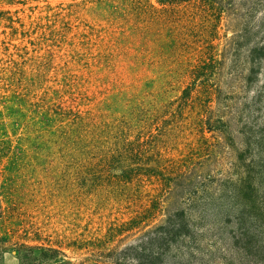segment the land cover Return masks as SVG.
<instances>
[{
  "label": "rangeland",
  "instance_id": "rangeland-1",
  "mask_svg": "<svg viewBox=\"0 0 264 264\" xmlns=\"http://www.w3.org/2000/svg\"><path fill=\"white\" fill-rule=\"evenodd\" d=\"M114 1L0 0V264H264V0Z\"/></svg>",
  "mask_w": 264,
  "mask_h": 264
},
{
  "label": "trees",
  "instance_id": "trees-1",
  "mask_svg": "<svg viewBox=\"0 0 264 264\" xmlns=\"http://www.w3.org/2000/svg\"><path fill=\"white\" fill-rule=\"evenodd\" d=\"M188 1L190 0H158V3L160 5L171 6L170 8L159 9V10L155 9L152 5L148 3V1H146L145 4V7L147 8V9L145 8L146 11H142V9L139 8L140 6H142L141 4L143 2L142 0H115L114 2L116 3V5L119 4V8H121V6L124 5V8L128 7L129 9L132 8L137 9L138 6L140 16L143 15V19H145L146 23L149 24L150 26L145 32L140 34V36L143 40L144 39L146 40V38L147 39L150 38V42L154 43L156 42L158 36H162L163 38L167 36L168 37L172 36V33L174 32L175 29L173 27V23H175V21H177L179 18V12H176V9L178 5ZM198 1L210 2V0H198ZM180 37L182 38L177 39V43L185 39L183 35H180ZM172 43L174 44V41H172ZM166 47L167 49H165L164 51L167 52V54H173V52L176 51L174 49L175 47L172 44Z\"/></svg>",
  "mask_w": 264,
  "mask_h": 264
}]
</instances>
